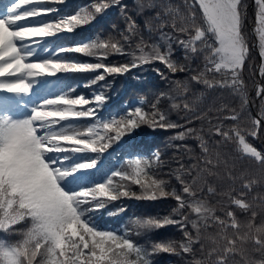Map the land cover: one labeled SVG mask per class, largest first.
Returning a JSON list of instances; mask_svg holds the SVG:
<instances>
[{
  "label": "snow or ice",
  "instance_id": "obj_1",
  "mask_svg": "<svg viewBox=\"0 0 264 264\" xmlns=\"http://www.w3.org/2000/svg\"><path fill=\"white\" fill-rule=\"evenodd\" d=\"M63 3L64 0H13L7 10L8 14L0 16V231L19 237L14 243L5 244L0 241V264H149V254L134 243L130 233L117 234L101 229L92 218L93 212L121 198L148 201L174 198L177 202L173 214L182 217L181 219L165 216L163 219L134 221L139 229L181 226L185 234L184 242L178 246L172 242L154 244L153 253L190 254L193 252V245L200 243L201 230L216 227L219 231L211 238L213 246L206 253L207 260H198L195 264H229L230 260L232 264H236L237 256L241 257L242 264H264V259H249V245L253 252L264 256V223H255L257 213L253 204L247 200L246 194L234 195L236 189L233 187L220 192L212 186L207 188L209 196L219 195L226 198L229 205L245 213L250 212V219L243 224L230 208H225L222 204V217L216 214V208L210 207L206 199L202 196L198 198V194L203 192L204 174L216 175L214 169L220 162L219 153L213 156L200 136L197 139L200 140L204 154L203 167L199 163L188 169L181 166L176 174L181 185L179 192L175 188L169 190L167 181L153 179L146 171L160 164L159 153L154 154V161H130L133 170L131 175L122 167L113 170L111 175L94 186L79 189L71 186L76 178L74 174L94 168L96 160L65 167L54 154H64L65 162L69 160L68 153L98 154L109 147V142L120 139L125 133L141 125L165 130L184 128L183 125L170 121L165 113L158 110L156 104L152 105L151 112H146L143 107H135L119 119L112 118L103 122L95 120L82 128L74 126V123L95 117L96 108L105 100L103 92L94 94V106L85 95H71L66 92L31 106L30 114L20 120L13 119L5 112L12 104L19 106L20 102L10 101L3 93L16 96L29 93L34 83L30 78L34 77L95 72L97 75L91 84H96L106 79L105 74H123L129 67H136V59L141 64L159 61L173 73L186 70L185 66H178L171 59L170 45L163 53L153 46L150 55L143 54L141 49V56L135 58L130 65H107L102 61L109 54L123 53V45L112 38L107 41L95 39L90 43L60 47L58 50L59 54L75 53L86 57H96L99 54V61L95 63L61 60L55 52L53 56L57 58L29 62V58L35 53V49H30L28 44L32 38L72 34L79 25L88 24L96 18V14H102L110 6H115L112 0L109 3L96 0L89 9L82 8L75 14L57 16L52 21L42 20L38 25L27 23L26 18L41 19L48 14L58 13L56 5ZM255 3V33L261 58L259 71L264 76V0H255ZM23 5L29 7L22 8ZM244 9V0H192L188 5V15L180 17L182 23L178 25L175 18L172 21L174 30L190 36L188 40L178 41L186 53L198 55L206 52L205 70L224 74V79L215 82L204 79L203 72L193 75L191 79L202 82L208 88L231 89L242 98V112L246 111L249 103L244 92L242 72L250 52L244 34ZM14 16L18 18L14 19ZM198 19L201 23H197ZM121 35L125 41L128 39L127 35ZM39 42V39L35 41L36 44ZM196 42H200L201 46L198 47ZM257 96L264 100V88L257 91ZM184 108L190 110L188 104ZM223 108L226 109L227 106ZM229 112L231 114L224 119L239 121L242 118L241 113L235 110L229 109ZM247 119L252 125L248 134L256 137L261 121L252 118L250 114ZM61 122H67L66 126ZM55 126H59V129L54 130ZM195 131L184 128L174 139L183 140ZM209 131H214L221 137L222 143L234 141L239 146L240 158H250L264 173V153L246 141L239 125L225 129L221 122L212 125ZM228 175L231 179L230 170ZM116 177L120 178V183H114ZM124 181L139 185L140 193L137 194ZM256 183L258 180L255 178L247 179L242 183V189L251 190ZM125 188L128 190H124ZM185 208H191L198 219L191 220L184 216ZM188 223L195 230V237L187 231ZM201 250L203 251V247Z\"/></svg>",
  "mask_w": 264,
  "mask_h": 264
},
{
  "label": "trees",
  "instance_id": "obj_2",
  "mask_svg": "<svg viewBox=\"0 0 264 264\" xmlns=\"http://www.w3.org/2000/svg\"><path fill=\"white\" fill-rule=\"evenodd\" d=\"M9 7L13 0H7ZM18 2V0H17ZM96 0H64L62 5H56L58 13L48 14L41 19L26 18L29 25H38L42 20L52 21L57 16L75 14L80 9H89V6ZM101 3H109L110 0H99ZM192 0H112L115 6H110L102 14H96L93 21L88 24L79 25L72 34H57L53 37L43 38L39 44H31L29 48L35 49L34 55L37 60L42 61L49 58H57L53 53H57L61 60H80L81 62L95 63L99 61V54L96 57H86L83 54L64 53L59 54L60 47H71L82 43H90L92 40L101 39L104 41L112 38L120 41L123 45V53H111L103 63L110 66L130 65L137 57L143 54H151L153 46L163 53L170 45L172 49L171 59L177 65L185 66V71L171 72L164 63L152 61L141 64L136 59V67H129L123 74H105L106 79L96 84H91L97 73H57L55 76H48L47 85L44 89L38 88L44 76L34 77L33 87L38 92L44 93V97L50 98L52 94L57 95L58 91L71 95L83 94L95 105L94 94H105L104 103L96 108L94 118L80 120L74 126L83 127L95 120L101 122L112 118L119 119L122 115L135 109L134 101H138V107H143L146 112H151L152 105L156 104L160 112L165 113L170 121L183 125L184 128H192L196 131L183 140L174 137L184 128L162 129L159 127H149L141 125L131 132L125 133L120 139L109 142V147L100 153H77L69 155L67 162L63 161L64 154H54L60 159L65 167H71L76 163H90L96 160V166L92 169L80 170L75 175L72 183L74 189L81 187H91L102 182L113 170L122 167L130 175L132 167L130 161L156 159L155 153H159L160 164L148 171L153 179L159 178L168 182L169 190L175 188L178 192L181 185L176 179L177 172L181 169L190 168L199 163L203 167V152L200 140L203 138L209 146L213 156L219 153V163L214 169L216 175L204 174L202 181L203 192L198 194L207 200L210 207L216 208V214L224 216L221 206L230 208L236 213L241 224L250 219V212L245 213L239 208L228 204L224 197L209 196L207 188L212 186L220 191H226L230 187L236 189L234 195L246 194V198L253 204L257 213L255 223H264V173L251 162L250 158H240L239 146L234 141L221 142V137L209 129L214 124L221 123L225 129L234 125H239L243 129L246 141L254 146L258 151L264 153V100L257 96V91L264 88V76L260 74L261 61L259 62L258 39L255 33V14L257 5L255 0H244L245 18L244 34L250 49L249 57L242 72L244 82V92L248 98L246 111H241L242 98L228 88H208L202 82L198 83L191 79L193 75L204 73V79L219 81L224 79L223 72H207L205 70L206 52L198 55L186 53L180 46L179 40H188V33H180L172 27L175 18L176 23H182L181 16L188 15V5ZM7 7V9L9 8ZM27 7H29L27 5ZM17 19V16L13 17ZM23 23V22H20ZM197 23H201L198 19ZM131 25V27H130ZM163 25V26H162ZM121 33L128 36L125 41ZM36 39V38H35ZM200 47V42H196ZM48 49V51H45ZM258 70V75L256 71ZM179 82V85L177 84ZM46 83V82H45ZM43 84V86L45 85ZM88 85V86H85ZM74 89V91H73ZM141 101L143 103L141 104ZM188 104L190 110H186L184 105ZM175 105L176 107H173ZM227 108H223V106ZM229 109L241 113L239 121L224 119L230 115ZM254 119H260V127L257 129L258 135L253 137L248 134L251 129V122L248 115ZM66 126L67 122H61ZM55 126L54 130H58ZM115 135V133H110ZM231 171L232 178L228 172ZM183 174V173H181ZM243 176V179L241 177ZM187 178V177H186ZM255 178L258 183L252 186L251 190L242 189V183L247 179ZM120 178H114V183H120ZM133 191L140 193V186L130 184ZM124 190H128L125 188ZM222 202V203H221ZM177 208L174 198H158L155 201L137 200L135 198H121L115 202L107 203L105 208H101L92 213L97 226L104 230H111L117 234L130 233V238L134 243L145 249L148 255L149 264H195L198 260H207L206 253L213 246L212 237L219 231L216 227H209L206 231L201 230L200 243L193 245V252L190 254L175 255L172 253L155 252L152 249L154 244L172 242L177 246L184 242L185 234L180 225H169L159 229H139L134 221L149 218L163 219L170 216L173 219H181L173 214V209ZM120 209L125 211L121 212ZM111 213V214H109ZM183 215L191 220H197V214L191 208L183 209ZM187 231L194 237L195 230L191 223L186 225ZM19 239L16 235H8L0 231V241L5 244L14 243ZM203 247V251L201 250ZM179 251V249L177 248ZM249 259L258 261L264 259L260 253L253 252L249 245ZM236 264H242L241 257L235 258ZM229 264H232L230 260Z\"/></svg>",
  "mask_w": 264,
  "mask_h": 264
},
{
  "label": "rangeland",
  "instance_id": "obj_3",
  "mask_svg": "<svg viewBox=\"0 0 264 264\" xmlns=\"http://www.w3.org/2000/svg\"><path fill=\"white\" fill-rule=\"evenodd\" d=\"M5 2V1H4ZM5 6V4L2 5V7ZM22 8H27V6H22ZM7 10L1 8L0 9V16L7 15ZM39 39L40 42L43 41V39L40 38H32L31 39V44L35 43V41ZM39 42V43H40ZM19 43V42H18ZM29 44V43H28ZM36 55L33 57L29 58L30 59H35ZM28 79V78H26ZM5 97H7L10 101H17L19 100L20 104L19 106H16L15 104H12L10 108L7 110V114H9L13 119L20 120L25 117H27L30 112L29 109L33 105H39L42 103L43 100V95L40 92H37L35 89L33 90L32 88L30 89L29 93L24 94L22 96H16L12 94V97L8 95V93H3ZM134 107H138V101H134ZM6 110V109H5Z\"/></svg>",
  "mask_w": 264,
  "mask_h": 264
},
{
  "label": "water",
  "instance_id": "obj_4",
  "mask_svg": "<svg viewBox=\"0 0 264 264\" xmlns=\"http://www.w3.org/2000/svg\"><path fill=\"white\" fill-rule=\"evenodd\" d=\"M258 58H259V62H258V64H259L260 63V60H261L259 54H258ZM256 74L258 75V70L256 71Z\"/></svg>",
  "mask_w": 264,
  "mask_h": 264
}]
</instances>
